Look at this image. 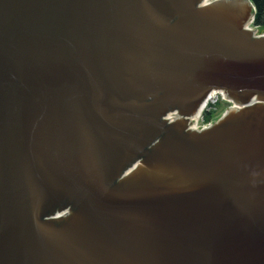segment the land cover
Segmentation results:
<instances>
[{
	"label": "water",
	"instance_id": "water-1",
	"mask_svg": "<svg viewBox=\"0 0 264 264\" xmlns=\"http://www.w3.org/2000/svg\"><path fill=\"white\" fill-rule=\"evenodd\" d=\"M200 2L0 0V264H264V34Z\"/></svg>",
	"mask_w": 264,
	"mask_h": 264
},
{
	"label": "rangeland",
	"instance_id": "rangeland-1",
	"mask_svg": "<svg viewBox=\"0 0 264 264\" xmlns=\"http://www.w3.org/2000/svg\"><path fill=\"white\" fill-rule=\"evenodd\" d=\"M229 108V104L227 101H224V99L220 96L214 99V101H210V104L208 105V109L213 112L214 115V121L217 120L219 117L222 116L223 112ZM205 115V113H204ZM202 117L200 119L199 124H202Z\"/></svg>",
	"mask_w": 264,
	"mask_h": 264
},
{
	"label": "flooded vegetation",
	"instance_id": "flooded-vegetation-1",
	"mask_svg": "<svg viewBox=\"0 0 264 264\" xmlns=\"http://www.w3.org/2000/svg\"><path fill=\"white\" fill-rule=\"evenodd\" d=\"M253 3V7L255 9V14H254V22L256 23V20L258 19V10L260 11V26H259V32H264V28L261 27L262 24H264V2L262 3L261 7L258 5L255 0H251Z\"/></svg>",
	"mask_w": 264,
	"mask_h": 264
},
{
	"label": "trees",
	"instance_id": "trees-1",
	"mask_svg": "<svg viewBox=\"0 0 264 264\" xmlns=\"http://www.w3.org/2000/svg\"><path fill=\"white\" fill-rule=\"evenodd\" d=\"M255 2L260 5H262V3L264 2V0H255ZM260 11L258 10V19L256 20V25L260 26ZM261 27L264 28V24L261 25ZM213 117V112L212 111H208L205 115H204V119L205 121H210Z\"/></svg>",
	"mask_w": 264,
	"mask_h": 264
},
{
	"label": "bare ground",
	"instance_id": "bare-ground-1",
	"mask_svg": "<svg viewBox=\"0 0 264 264\" xmlns=\"http://www.w3.org/2000/svg\"><path fill=\"white\" fill-rule=\"evenodd\" d=\"M222 95H223V93H222ZM216 96H217V92H216V91H212L208 101H210L211 99H213V98L216 97ZM203 107H204V105H202V107L200 108L199 112L196 114V116H195V120H196V121L198 120V118H199V116H200V112H201V110L203 109ZM192 125H193V127L195 128V125H196V124L193 123Z\"/></svg>",
	"mask_w": 264,
	"mask_h": 264
}]
</instances>
